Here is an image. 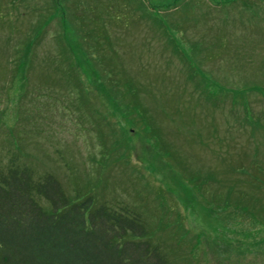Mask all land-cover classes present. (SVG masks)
Returning <instances> with one entry per match:
<instances>
[{
    "label": "rangeland",
    "instance_id": "rangeland-1",
    "mask_svg": "<svg viewBox=\"0 0 264 264\" xmlns=\"http://www.w3.org/2000/svg\"><path fill=\"white\" fill-rule=\"evenodd\" d=\"M25 1L0 0V169L19 150L70 196L130 206L170 264H264V185L251 184L264 176L244 172L264 158V0ZM51 19L19 68L22 41ZM109 70L141 108L107 94Z\"/></svg>",
    "mask_w": 264,
    "mask_h": 264
},
{
    "label": "trees",
    "instance_id": "trees-1",
    "mask_svg": "<svg viewBox=\"0 0 264 264\" xmlns=\"http://www.w3.org/2000/svg\"><path fill=\"white\" fill-rule=\"evenodd\" d=\"M18 1L26 3L25 0ZM45 11L46 8L35 13ZM216 14L221 15L218 11ZM53 20L38 21L22 41L23 48L17 56L19 68L30 66ZM57 24L58 29L67 28L66 19ZM82 44L85 46V41ZM101 59L103 55H98L97 60ZM74 64L75 61L69 63L71 67ZM96 72L97 76L102 74ZM108 72L110 87L104 86L107 94H120L122 90L124 95H131L130 104L139 107L136 89L117 71ZM151 131L161 143L159 134L152 128ZM101 142L105 144L103 137ZM125 143L124 138L112 143L110 148L126 151ZM22 153L19 150L9 153L7 167L0 169V264H170L168 252L173 249L167 251L161 241H151L155 232L147 229L140 213L119 200L106 199L88 191H76L70 196L53 173H39L32 166L21 164ZM165 153L169 155L168 151ZM106 154L105 148L99 152L105 160ZM254 160L250 168L255 172L249 174L247 169L244 172L256 182L259 181L255 178L258 173L264 176V158ZM260 181V185L253 181V188L264 185V180ZM233 192L239 194L235 206L246 208V211L250 206L255 208L258 199L254 195L249 202L240 188L231 187L228 194Z\"/></svg>",
    "mask_w": 264,
    "mask_h": 264
}]
</instances>
